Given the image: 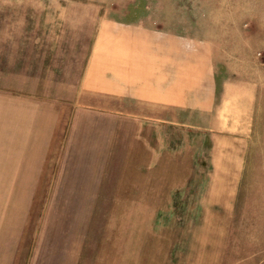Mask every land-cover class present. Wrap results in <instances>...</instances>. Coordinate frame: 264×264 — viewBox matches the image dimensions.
Here are the masks:
<instances>
[{
    "label": "rangeland",
    "instance_id": "374dc122",
    "mask_svg": "<svg viewBox=\"0 0 264 264\" xmlns=\"http://www.w3.org/2000/svg\"><path fill=\"white\" fill-rule=\"evenodd\" d=\"M134 27L186 49L198 84L143 104L90 178L69 60ZM0 264H264V0H0Z\"/></svg>",
    "mask_w": 264,
    "mask_h": 264
},
{
    "label": "crops",
    "instance_id": "0c3cea01",
    "mask_svg": "<svg viewBox=\"0 0 264 264\" xmlns=\"http://www.w3.org/2000/svg\"><path fill=\"white\" fill-rule=\"evenodd\" d=\"M92 37L96 43L93 46L82 43L81 49L74 53L77 56L69 60L71 74H78L76 81H71L72 89L77 91L76 101L72 98L71 105L78 107L71 120V129L72 132L81 131V137L85 136L84 146L90 155L87 160L91 163L87 165L85 175L105 179L110 178L108 163L112 153L116 152L111 147L119 148L122 142L123 152H126L125 123L142 122L143 109L147 111L142 108L143 104L147 108L185 106L190 99L192 83L195 80L198 84L195 78L199 73L198 67L190 66V54L186 49L177 46L174 51L173 38L153 33L149 28H120L113 34L103 29ZM159 46H163L160 54ZM110 123L116 125L117 134L113 138L110 137ZM138 136L139 146L143 148L142 133ZM238 143L241 145V141ZM94 148L102 153L103 163L95 162ZM219 152L226 154L222 158L225 165L233 164L234 167L237 163L236 167H241L238 163L242 161L240 151L236 152L237 159L231 161L227 149L222 148Z\"/></svg>",
    "mask_w": 264,
    "mask_h": 264
}]
</instances>
